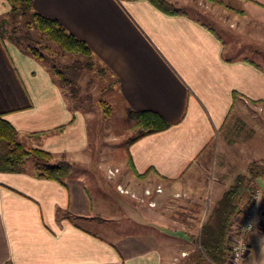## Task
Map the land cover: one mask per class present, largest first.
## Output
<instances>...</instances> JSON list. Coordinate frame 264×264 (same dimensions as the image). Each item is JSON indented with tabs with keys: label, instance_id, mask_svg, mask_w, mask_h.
<instances>
[{
	"label": "crops",
	"instance_id": "crops-1",
	"mask_svg": "<svg viewBox=\"0 0 264 264\" xmlns=\"http://www.w3.org/2000/svg\"><path fill=\"white\" fill-rule=\"evenodd\" d=\"M170 1L178 12L149 0H33L88 43L118 82L125 111L153 110L171 124L129 145L132 174L148 171L137 179L145 184L133 183L143 194L158 185L166 194L195 193L194 164L232 111L257 103L264 118V0H200L212 23L184 8L194 0ZM10 9L0 0V16ZM0 113L22 141L54 160L86 157L84 112L69 105L42 62L1 36ZM94 182L74 165L65 184L35 176L28 165L0 171V264H177L181 251L188 253L183 221L116 187L95 191ZM212 182L210 211L230 185ZM258 183L263 187L264 178ZM259 204L262 222L249 236L247 264H264V197Z\"/></svg>",
	"mask_w": 264,
	"mask_h": 264
},
{
	"label": "rangeland",
	"instance_id": "rangeland-1",
	"mask_svg": "<svg viewBox=\"0 0 264 264\" xmlns=\"http://www.w3.org/2000/svg\"><path fill=\"white\" fill-rule=\"evenodd\" d=\"M199 2L200 0H194L192 7L184 8L190 12L192 10L195 15L212 23L211 19H215V17L212 14L210 16L208 11L203 12ZM219 4L224 5L221 1ZM175 6L179 8L176 4ZM6 26L10 32L15 29L14 32L17 35H24L28 31L34 39L42 42L43 45L50 46V50L41 48L47 57V61L44 63L47 68L52 63L61 66L71 63L76 58L88 60L83 55L63 53L58 46L48 42L40 32L25 27L22 18H8ZM38 47H41L40 44ZM95 63L97 66H101L96 61ZM75 89L76 93H72L68 87L64 89V92L69 105L74 109L81 110L86 115L90 140L89 147L85 152L86 157L79 160L72 159L74 169L77 166L78 170L85 172L92 181L94 177L95 191L103 189L107 185L116 191V187L120 192L132 194L134 199L141 203L149 204L151 200H154L155 206L165 214L183 221L191 234V237H188L190 244L183 246L188 250V253L182 256L181 251L177 256V264H183L189 253L193 251V247H196L195 237L199 235L201 222L206 220L211 212L207 198L210 183L222 178L224 184L231 185V178L236 177V174L242 171L245 173L249 163L264 161V159H254L258 154L264 152L262 109L255 105L257 103L244 102L242 107L232 111L227 124L216 134L212 143L194 164L190 178L198 191L193 194L189 191L188 193L181 191L166 194L156 193L150 187L151 194H146V192L143 194V189L141 191L139 186L133 187V183L136 185L145 183L137 180L141 178L135 173L132 174L127 155L128 141L138 133V128L124 109L118 82L108 71H99L97 67H85L82 68ZM102 100L106 101L109 111H106L101 103ZM24 138L28 141L31 139L30 136ZM19 140L26 146L32 147L22 141L20 137ZM250 156L253 159H250ZM262 164L260 163V165ZM26 165L33 167V159H30ZM128 188L132 191H129Z\"/></svg>",
	"mask_w": 264,
	"mask_h": 264
},
{
	"label": "trees",
	"instance_id": "trees-1",
	"mask_svg": "<svg viewBox=\"0 0 264 264\" xmlns=\"http://www.w3.org/2000/svg\"><path fill=\"white\" fill-rule=\"evenodd\" d=\"M11 9L8 13L0 16V36L18 44L22 50L38 59L43 64L47 57L41 48L50 50V46L34 39L27 31L24 35H17L10 32L6 26L8 18H22L25 27L35 29L53 45L59 47L63 53L83 55L88 60L74 59L71 63L58 65L50 64L48 69L52 73L59 86L64 90L67 87L72 93H76L75 85L81 75L82 68L97 67L99 71H106L96 59L93 50L88 43L67 30L56 18L44 15L34 8L33 0H8ZM158 9L166 13H176L180 9L170 0H149ZM40 44V48L38 45ZM95 61L101 66H97ZM45 65V64H44ZM106 111L109 106L106 101H101ZM128 115L138 128V133L128 141L129 145L138 138L167 129L171 124L158 112L153 110L128 111ZM61 125L54 130L63 128ZM51 130L33 132L36 135H43ZM18 129L0 113V171L18 172L23 171L26 163L33 159L34 174L37 177L56 180L62 184L71 177L73 165L65 159L54 160L51 151L39 148L28 147L19 140ZM127 148L128 162L133 168V161ZM260 163H263L260 165ZM251 162L245 173H239L232 184L223 192L220 199L212 208L207 219L200 228L197 236V249L184 260L183 264H210V260L216 264H223L228 260L230 251L228 237L233 230V220L243 206L247 203H254V191L259 187L258 181L264 178V161ZM134 173L143 178L146 173ZM11 264V263H6Z\"/></svg>",
	"mask_w": 264,
	"mask_h": 264
},
{
	"label": "built area",
	"instance_id": "built-area-1",
	"mask_svg": "<svg viewBox=\"0 0 264 264\" xmlns=\"http://www.w3.org/2000/svg\"><path fill=\"white\" fill-rule=\"evenodd\" d=\"M156 192H162L161 185L155 189ZM146 194H151L149 188L145 190ZM255 202L247 203L242 210L235 215L233 220V230L228 237L229 257L223 264H247V257L250 250L249 236L260 227L262 215L260 210V199L264 197V186L255 189ZM150 205L155 206L156 202L151 200ZM185 255V252H183ZM210 264H216L210 260Z\"/></svg>",
	"mask_w": 264,
	"mask_h": 264
}]
</instances>
